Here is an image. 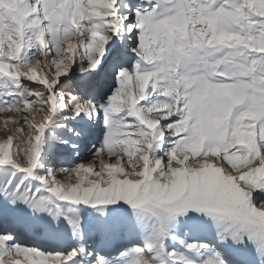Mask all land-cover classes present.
<instances>
[{"label": "snow or ice", "instance_id": "snow-or-ice-1", "mask_svg": "<svg viewBox=\"0 0 264 264\" xmlns=\"http://www.w3.org/2000/svg\"><path fill=\"white\" fill-rule=\"evenodd\" d=\"M0 113V264H264V0H0ZM54 122L87 163L43 171Z\"/></svg>", "mask_w": 264, "mask_h": 264}, {"label": "rangeland", "instance_id": "rangeland-1", "mask_svg": "<svg viewBox=\"0 0 264 264\" xmlns=\"http://www.w3.org/2000/svg\"><path fill=\"white\" fill-rule=\"evenodd\" d=\"M5 39H7L5 37ZM72 43H75V38H73V40L71 41ZM6 47V45H5ZM66 47V45H65ZM5 59H7V57H5ZM48 70L45 69L43 71V73L41 74H47ZM112 82L110 81V84ZM43 113L42 112H37V113H33L32 117L30 119V123L33 122H39L41 120ZM17 119H22V117L16 116V115H11L8 113H0V141H3L7 138V134H11L10 132H8V129H13L15 130V124L13 123L14 120ZM8 120V124L5 125L4 121ZM78 120L83 121L84 118H78ZM65 123H67L68 127H72L73 125L77 124V121H66ZM88 123H92L91 121H88ZM99 124V128L100 130L97 131L95 138L92 140V144H96L98 146L99 144V140L103 135V124L102 121H97L96 124ZM27 128V126H25V129ZM69 133L67 132V129L60 126L58 123H53L52 125L49 126V128L46 130L45 133V144H44V149H43V153H42V157H41V162L44 165L43 171H47L49 168L55 169V168H59V167H73L78 163H87L90 159H91V151H89V149H91L92 144H89L82 152L81 156L77 157L75 154H73V156L71 158L66 157L64 154H62L59 151V140L58 138L60 137H65L68 136ZM16 143V137H14V144ZM27 145H25L26 147ZM13 151L15 152V148L13 149ZM9 176H14V181H18L21 179V177L23 176L22 173H18V172H14V170L11 167H0V183H2L3 181L7 180L9 178ZM63 183H74L75 181V175L73 174V176L70 179H65L62 181ZM32 186L35 187L36 184L34 181L31 182ZM253 203L257 204V202L255 201V199H253ZM71 206L69 205H65L64 206V210L65 212H67L69 215H73V213L69 212V208ZM180 239L192 243V242H196V243H207L215 248H217L218 250V244H217V237H216V233L215 230L213 228H211L210 226L207 225H202L198 228H181L179 230L176 231L175 233ZM24 236H27L31 241L25 242L22 240V242H25L27 244H29L30 246H38L41 248V250H45V251H53V250H57V251H63L65 249H68L72 246H75V244H77V241H73L72 239L65 237L63 239H61L60 241L56 242V243H49V242H43V241H38L36 239H34L30 234H24ZM133 242H137V243H141L142 240L139 236H135L131 239L128 240H123L121 242H119L116 246L108 248L105 250V254L108 256H112V255H116L118 250L120 248H123L125 245L133 243ZM85 243L87 244H92L93 242L90 239L85 240ZM166 243L170 246V247H175L177 248L179 251L183 252L184 249L178 244H173V242L171 240L166 241ZM108 250H110V252H108ZM188 255H192V254H188ZM207 255H212V252L209 251L207 253ZM19 259H21L22 261H24V257L20 256L18 257ZM24 264H27L26 261H24ZM49 264H51V261H49Z\"/></svg>", "mask_w": 264, "mask_h": 264}, {"label": "bare ground", "instance_id": "bare-ground-1", "mask_svg": "<svg viewBox=\"0 0 264 264\" xmlns=\"http://www.w3.org/2000/svg\"><path fill=\"white\" fill-rule=\"evenodd\" d=\"M109 83H110V81H109ZM99 126H100V125L97 123V124H96V129H97V131L100 130ZM94 138H95V137H94ZM94 138H93V139H94ZM18 239H19V240H22V241H25V242L31 241L27 236H24V235H21ZM133 243L139 244V243H137V242H133ZM131 244H132V243L127 244V245H125L124 247H128V246H130ZM108 252H110V250H108Z\"/></svg>", "mask_w": 264, "mask_h": 264}]
</instances>
